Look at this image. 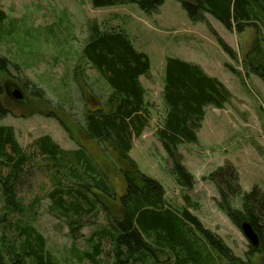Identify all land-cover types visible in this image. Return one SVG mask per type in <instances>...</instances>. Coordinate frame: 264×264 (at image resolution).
I'll return each mask as SVG.
<instances>
[{
	"label": "rangeland",
	"instance_id": "1",
	"mask_svg": "<svg viewBox=\"0 0 264 264\" xmlns=\"http://www.w3.org/2000/svg\"><path fill=\"white\" fill-rule=\"evenodd\" d=\"M0 8L7 14L0 31V55L17 67H11V75L0 74V85L16 87L25 96L24 102H16L4 93L0 99L8 115L0 119V126L14 128L23 150L31 154L34 141L43 135L51 136L64 150L84 148L107 176L118 199L113 201L94 192L109 207L113 218L122 217L119 198L126 191V182L119 168L124 165L117 153L107 149L105 154L101 145L83 130L85 102L93 108L89 101L91 90L102 94L103 80L89 68L85 71L86 84L82 77L78 80L73 77L74 66L88 37V26L97 22L103 27L122 28L136 49L145 52L151 61V71L141 82L147 90L152 119L142 136L133 139L129 155L142 173L163 185L170 206L186 210L198 219L202 228L216 234L233 255L247 260L249 242L219 209L216 186L208 178L217 168L232 163L243 190L251 192L256 186L264 190V80L254 74L246 77L243 70L244 57L256 48L262 33L248 28L246 33L236 34L212 15L207 16V22L194 23L179 0H165L153 15L144 13L137 4L95 9L91 0H0ZM166 57L200 65L232 93V100L224 110L206 109L198 133L199 143L178 148L182 164L195 176L190 190L176 184L172 161L156 136L158 123L165 115L162 91ZM22 77L30 82L28 89L21 84ZM30 84L42 88L47 100L31 95ZM49 164L35 157L25 165L17 196L27 207L37 198L40 201L21 218L44 236L46 249L56 264H91L88 260L80 262L78 255L91 251L87 240L108 226L107 215L98 205V212L85 216L73 249L74 239L65 218L51 209L49 195L59 187L47 170ZM0 172L6 175L9 168L4 167ZM69 182L72 180L63 179L64 186ZM4 205L0 185V253L3 261L11 264L3 248L4 243L16 239L11 223L17 217L2 220ZM111 244L110 237L103 239L100 264H112ZM158 257L163 261L167 254L158 253ZM254 261L261 264L259 256Z\"/></svg>",
	"mask_w": 264,
	"mask_h": 264
},
{
	"label": "trees",
	"instance_id": "2",
	"mask_svg": "<svg viewBox=\"0 0 264 264\" xmlns=\"http://www.w3.org/2000/svg\"><path fill=\"white\" fill-rule=\"evenodd\" d=\"M165 0H91L93 8L137 4L140 9L153 15L159 12ZM188 17L194 23L207 22L212 15L229 31L243 34L248 28H256L262 37L258 45L243 59L246 77L257 75L264 80V0H179ZM7 14L0 8V31ZM223 48L233 52L223 42ZM11 67L17 68L7 57L0 55V74L11 75ZM93 69L103 80L104 90L93 93V108L85 102L83 130L104 149L117 153L123 163L119 168L126 182V191L119 198L121 218H113L109 207L94 191L107 199L116 200L117 193L107 176L97 166L84 148L64 150L49 135L34 141L33 152L27 153L17 141L13 127L0 126V185L5 201L2 220L14 218L16 239L4 243L11 264H56L46 249V240L37 229L22 220L27 211L33 210L37 198L27 207L17 196L18 185L24 167L35 157L50 163L56 190L50 193L53 212L65 218L74 239L76 249L77 231L85 216L98 212L101 205L109 220L101 232H94L87 240L91 251L78 255V260L100 264L103 255V239L112 241L109 255L112 264H256L259 256L264 264V190L256 186L246 192L240 185V176L232 163H226L209 175L217 189L218 207L231 222L241 229L250 223L259 235V246H250L247 260L235 255L225 243L210 231L202 228L198 219L186 210H177L166 200L163 185L142 173L129 155L133 139L140 138L152 119V107L146 100L147 90L141 78L151 71L149 56L136 49L130 36L119 27H103L92 23L88 37L74 66L73 77H82L86 84L85 71ZM233 72L241 75L232 68ZM25 89L29 81L19 78ZM31 95L47 100L46 92L35 84ZM91 88V87H90ZM4 94L0 85V98ZM165 115L156 128V136L162 143L170 160L176 184L184 190L192 189L195 176L182 164L178 153L180 146L199 143L206 109L224 110L232 100V93L218 79L198 64L180 58L166 57L162 91ZM8 111L0 99V119ZM55 169V171L53 170ZM72 182L64 186L63 179ZM213 251L216 253L214 255ZM158 253L167 254L161 260ZM77 257V256H76ZM0 264H6L0 253Z\"/></svg>",
	"mask_w": 264,
	"mask_h": 264
},
{
	"label": "water",
	"instance_id": "3",
	"mask_svg": "<svg viewBox=\"0 0 264 264\" xmlns=\"http://www.w3.org/2000/svg\"><path fill=\"white\" fill-rule=\"evenodd\" d=\"M9 96L16 102H22L24 100V95L18 88H14ZM242 233L249 242L250 246L258 247L259 246V235L253 228V226L246 222L241 225Z\"/></svg>",
	"mask_w": 264,
	"mask_h": 264
},
{
	"label": "flooded vegetation",
	"instance_id": "4",
	"mask_svg": "<svg viewBox=\"0 0 264 264\" xmlns=\"http://www.w3.org/2000/svg\"><path fill=\"white\" fill-rule=\"evenodd\" d=\"M14 88H15V87H13V86L5 85L4 88H3V90H4V93H6V95L9 96V94H11V92L13 91ZM3 95H4V94H3ZM3 95H2V96H3ZM24 101H25V96H24V100H23L22 102H24Z\"/></svg>",
	"mask_w": 264,
	"mask_h": 264
},
{
	"label": "bare ground",
	"instance_id": "5",
	"mask_svg": "<svg viewBox=\"0 0 264 264\" xmlns=\"http://www.w3.org/2000/svg\"><path fill=\"white\" fill-rule=\"evenodd\" d=\"M9 86V84H7Z\"/></svg>",
	"mask_w": 264,
	"mask_h": 264
}]
</instances>
